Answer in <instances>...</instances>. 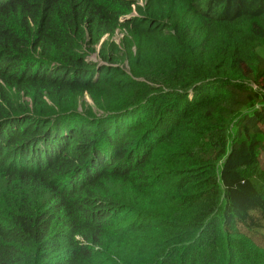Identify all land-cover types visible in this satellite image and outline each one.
Masks as SVG:
<instances>
[{
    "label": "trees",
    "instance_id": "obj_1",
    "mask_svg": "<svg viewBox=\"0 0 264 264\" xmlns=\"http://www.w3.org/2000/svg\"><path fill=\"white\" fill-rule=\"evenodd\" d=\"M139 1L0 0V264H264V0Z\"/></svg>",
    "mask_w": 264,
    "mask_h": 264
},
{
    "label": "rangeland",
    "instance_id": "obj_2",
    "mask_svg": "<svg viewBox=\"0 0 264 264\" xmlns=\"http://www.w3.org/2000/svg\"><path fill=\"white\" fill-rule=\"evenodd\" d=\"M121 37H122V32L117 31L116 34L113 37V40L115 42H119V39ZM96 49H98V46L96 47ZM87 60L90 61V62H98L97 57H96L95 54L88 55ZM259 162H260L261 168L264 169V150H261V152H260ZM256 241L264 246V235L257 236Z\"/></svg>",
    "mask_w": 264,
    "mask_h": 264
},
{
    "label": "clouds",
    "instance_id": "obj_3",
    "mask_svg": "<svg viewBox=\"0 0 264 264\" xmlns=\"http://www.w3.org/2000/svg\"><path fill=\"white\" fill-rule=\"evenodd\" d=\"M138 5L143 6V0L139 1ZM133 9H134V8H133ZM132 15H135V13L133 12ZM128 18H130V16H125V17H124V19H128ZM122 20H123V19H121V21H122Z\"/></svg>",
    "mask_w": 264,
    "mask_h": 264
}]
</instances>
